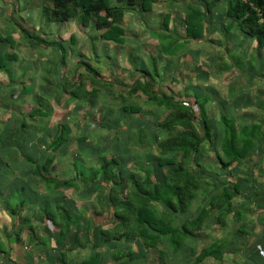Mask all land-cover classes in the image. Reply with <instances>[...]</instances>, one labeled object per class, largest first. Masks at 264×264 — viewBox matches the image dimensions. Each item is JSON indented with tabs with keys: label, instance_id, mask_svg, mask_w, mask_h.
I'll return each instance as SVG.
<instances>
[{
	"label": "crops",
	"instance_id": "obj_1",
	"mask_svg": "<svg viewBox=\"0 0 264 264\" xmlns=\"http://www.w3.org/2000/svg\"><path fill=\"white\" fill-rule=\"evenodd\" d=\"M233 1L157 0L148 11L120 5L119 44L79 17L46 22L44 0L0 3L1 63L13 57L0 70V264H83L94 252L103 255L100 264H127L111 260L112 251L137 258V247L129 246L136 240L103 242L99 230L113 227L120 207L110 205L112 183L93 173L115 159L143 180L156 152L147 142L160 122L179 113L149 100L145 87L192 108L194 124L210 129L204 149L187 163L198 193L184 219L207 213L179 249L189 255L186 264H264V46L229 16ZM14 14L25 15L12 26L17 32L6 26ZM19 28L44 44L31 45ZM225 121L238 133L261 128V148L224 170L217 156ZM61 126L65 140L51 149ZM227 176L226 186L239 195L227 210L210 207ZM76 233L81 244L73 245ZM214 244L218 259L196 260Z\"/></svg>",
	"mask_w": 264,
	"mask_h": 264
},
{
	"label": "trees",
	"instance_id": "obj_2",
	"mask_svg": "<svg viewBox=\"0 0 264 264\" xmlns=\"http://www.w3.org/2000/svg\"><path fill=\"white\" fill-rule=\"evenodd\" d=\"M45 4L41 8V14L46 22H67L75 17H79L83 27L93 23L98 30H104L101 37L104 40H110L115 43L123 42V30L117 26L123 19L124 8L138 5L141 10H150L152 4L157 0H44ZM254 7L261 12L264 18V0H249ZM47 2V3H46ZM229 16L240 21V26L244 32L256 39L258 46H264V23H259V18L255 11L247 5L234 0L229 7ZM189 24V20H187ZM22 36L30 42L44 44L38 38L25 37L27 33L19 28ZM10 41V39H8ZM12 56H7L11 61ZM7 61V62H8ZM1 63L0 70L6 67ZM140 87V85H137ZM137 91V88L134 89ZM147 98L154 101L158 106H165L173 111H179L178 114H171L164 121L160 122L153 134L152 142L148 145L155 147L156 152L147 168L143 169L144 178L139 181L133 173L124 172L123 164L111 159L102 161L97 173H93V179L99 178L112 183L110 191V205L120 207L114 211V217L118 220L109 230H99L103 242H131L138 240L145 249H154L159 244L166 245L171 251L177 252L183 245L187 236L197 230L200 223L207 213L201 211L192 221L184 219L191 202L196 197L198 187L194 176L189 173L187 163H194L195 155H199L201 149H204V140L209 139L210 129L206 126L202 128L194 124L195 113L190 107H184L181 103L172 101L165 95H158L143 88ZM224 127V138L220 144L222 156H217V160L222 169L228 168L234 162L244 159L248 154L260 150L261 143H258V133L261 128L256 126L244 129L239 133L227 121ZM148 130V129H146ZM204 131L205 135L201 136ZM146 134V132H144ZM160 135V136H159ZM162 135V139L160 137ZM65 128L61 126V133L50 145L51 149H57L65 138ZM213 147V145H210ZM51 159L46 158L42 164V170L45 172ZM115 170V171H114ZM46 183L51 181L39 175ZM227 176L221 183V192L219 195H210V207L220 203L225 210L230 208L229 201L232 197L239 195L237 187L233 190L228 189L226 182ZM226 181V182H225ZM58 184V183H57ZM60 185V184H58ZM198 193V192H197ZM256 195V194H254ZM213 196V197H212ZM151 202L161 206V213L154 212ZM61 228V233H63ZM73 245L81 244V239L77 233L74 235ZM88 241V240H87ZM261 242L256 244L253 249L256 250ZM94 243L92 244V248ZM217 245H212L207 250L202 251L196 258L201 261L207 257L218 259L214 255ZM163 256V254H160ZM103 255L99 252L92 253L83 264H100ZM127 259L128 263H135L138 259L133 257L131 252L112 251L110 259L120 261ZM264 259V256H263ZM248 264V263H245ZM257 264H262L258 263Z\"/></svg>",
	"mask_w": 264,
	"mask_h": 264
},
{
	"label": "rangeland",
	"instance_id": "obj_3",
	"mask_svg": "<svg viewBox=\"0 0 264 264\" xmlns=\"http://www.w3.org/2000/svg\"><path fill=\"white\" fill-rule=\"evenodd\" d=\"M2 2H5V3H7V0H3V1H0V3H2ZM45 2V1H44ZM5 3H3V4H5ZM47 3V2H46ZM18 8V7H17ZM30 7H28V9H29ZM19 9V8H18ZM31 11H33L34 9H30ZM6 16H7V14H5ZM22 17H24L25 15H21ZM21 16H19V15H17V16H15V14H14V16H12V17H9V22L11 23V24H7L6 26H7V28H10V29H13V27H14V22L17 24V23H20V17ZM43 17V16H42ZM33 20V21H32ZM32 20H31V22L30 23H34V17H32ZM46 21V20H45ZM129 22V21H128ZM59 26L58 27H61V23L60 24H58ZM13 26V27H12ZM2 28V30H4L3 28H4V26L3 25H0V29ZM13 30H15V32H17L16 31V29L14 28ZM28 31H26L25 33H27L26 35H25V37L27 36V37H32V30H29V29H27ZM25 31V30H24ZM135 32H133L132 34H134ZM144 35H147V33H149V31L148 32H146L145 31V29H144ZM140 35H142V32H141V34ZM139 35V36H140ZM26 37V38H27ZM38 39H41V38H38ZM145 51H149V50H146V49H143V52H145ZM143 55H144V53H143ZM150 57H148V59H149ZM149 68L150 69H152L153 68V66L151 65V64H149ZM132 102V101H131ZM161 139H162V137H161ZM155 148V147H154ZM154 148H149V146H147V150L148 151H150V152H152L153 151V149ZM144 152V154H145V152H147L146 151V148H145V150L143 151ZM145 156V155H144ZM142 164H143V167L146 165L145 164V162L143 161V159H142ZM141 169V168H140ZM143 170V169H142ZM141 170V171H142ZM142 176H144V173L142 172ZM151 205L153 206V208H154V212L156 213V214H160L161 213V206L160 207H158V205H156V203H154V202H151ZM116 243V242H115ZM137 243H139V241L138 240H136V241H134V242H132L129 246H133V244H135L133 247H137V252H140L139 254H138V256H137V258H135V259H139V257H141V261H137V262H135V263H128V260L127 259H125V261H126V263L127 264H186V260H188V259H190L189 258V255L187 254H184L183 253V251L181 252V251H177V252H174V251H171L166 245H164L163 243L162 244H159L156 248H154V249H145V248H143V246L141 245V243H139V245L137 246ZM113 247H114V249H113ZM112 250H115V248H116V246L115 245H113L112 247ZM126 249L128 248L127 246L125 247ZM141 248V249H140ZM130 249V248H129ZM181 249V248H180ZM117 250V249H116ZM163 254V256H161L160 254ZM191 264V263H190Z\"/></svg>",
	"mask_w": 264,
	"mask_h": 264
},
{
	"label": "built area",
	"instance_id": "obj_4",
	"mask_svg": "<svg viewBox=\"0 0 264 264\" xmlns=\"http://www.w3.org/2000/svg\"><path fill=\"white\" fill-rule=\"evenodd\" d=\"M240 3L247 5L251 10L255 11L256 15L259 18V23H264V18L261 17V12L252 5V3L249 0H239Z\"/></svg>",
	"mask_w": 264,
	"mask_h": 264
},
{
	"label": "water",
	"instance_id": "obj_5",
	"mask_svg": "<svg viewBox=\"0 0 264 264\" xmlns=\"http://www.w3.org/2000/svg\"><path fill=\"white\" fill-rule=\"evenodd\" d=\"M244 258H246V254H244ZM248 261V260H247ZM251 264H254V263H252V262H250Z\"/></svg>",
	"mask_w": 264,
	"mask_h": 264
}]
</instances>
